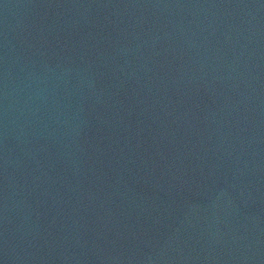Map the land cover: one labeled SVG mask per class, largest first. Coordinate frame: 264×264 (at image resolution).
Masks as SVG:
<instances>
[{"label":"water","instance_id":"water-1","mask_svg":"<svg viewBox=\"0 0 264 264\" xmlns=\"http://www.w3.org/2000/svg\"><path fill=\"white\" fill-rule=\"evenodd\" d=\"M0 264H264V0H0Z\"/></svg>","mask_w":264,"mask_h":264}]
</instances>
